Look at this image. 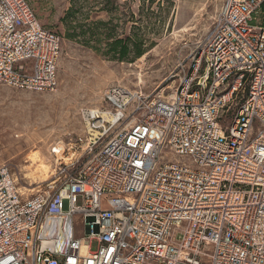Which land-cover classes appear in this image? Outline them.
Here are the masks:
<instances>
[{
    "label": "built area",
    "instance_id": "obj_1",
    "mask_svg": "<svg viewBox=\"0 0 264 264\" xmlns=\"http://www.w3.org/2000/svg\"><path fill=\"white\" fill-rule=\"evenodd\" d=\"M62 48L25 0H0V86L54 92ZM104 100L114 120L85 113L99 152L78 173L59 163L27 196L0 168V264H264V0L224 1L170 96Z\"/></svg>",
    "mask_w": 264,
    "mask_h": 264
},
{
    "label": "rangeland",
    "instance_id": "obj_2",
    "mask_svg": "<svg viewBox=\"0 0 264 264\" xmlns=\"http://www.w3.org/2000/svg\"><path fill=\"white\" fill-rule=\"evenodd\" d=\"M25 1L41 25L61 37L63 47L54 92L0 86V168L9 169L23 193L36 196L49 190L68 153L76 151L79 156L70 171L78 173L99 152V148L86 151L95 137L88 130L85 113L109 111L111 106L104 100L109 89L121 86L165 97L174 93L179 77L192 68L210 37L225 0ZM71 8L77 12L75 18L63 23ZM96 22L106 26L87 35L89 44L82 43L85 38L67 37V24L89 29ZM111 28L115 39L142 38L144 55L132 63L104 56L112 40L107 36ZM238 110L235 104L223 115L222 128ZM41 162L51 169L47 182L35 174ZM92 248L96 250V242Z\"/></svg>",
    "mask_w": 264,
    "mask_h": 264
},
{
    "label": "trees",
    "instance_id": "obj_3",
    "mask_svg": "<svg viewBox=\"0 0 264 264\" xmlns=\"http://www.w3.org/2000/svg\"><path fill=\"white\" fill-rule=\"evenodd\" d=\"M76 11L71 8L63 18L62 22L68 23L71 19L75 18ZM100 26H106L103 22H96L93 24L92 28L84 29L83 27H72L68 26L67 24V37L69 39H77V38H85L86 40H83L82 43L84 45L89 44L87 41V35L89 33L93 34L99 29ZM92 31V32H91ZM79 33V34H78ZM111 40V42L108 44V51L105 52L104 56H110L112 60H117L120 62H134L137 59L141 58L144 53V44L142 38H135V39H127V40H120L114 38V30L108 29V35ZM100 52V50L97 48L95 49Z\"/></svg>",
    "mask_w": 264,
    "mask_h": 264
},
{
    "label": "bare ground",
    "instance_id": "obj_4",
    "mask_svg": "<svg viewBox=\"0 0 264 264\" xmlns=\"http://www.w3.org/2000/svg\"><path fill=\"white\" fill-rule=\"evenodd\" d=\"M95 113H96V111L89 112L90 115H94ZM99 119H100V123H102V121L113 122L114 116L110 112H104V113H101V115L99 116ZM86 122H87V124L89 126L88 127V130H89L90 134L93 137H95V138L98 137L100 133L98 131L92 130L90 128V125H89V122H88V119L87 118H86ZM78 157L79 156H77L76 151H73V152L68 153V157H67V160H66V164H68L69 162H71V161H73L75 159H78ZM49 171H51L50 166L47 165L45 162H41V165L38 167V169L36 170L35 174L36 175H40L43 178L42 182H47L48 181Z\"/></svg>",
    "mask_w": 264,
    "mask_h": 264
}]
</instances>
